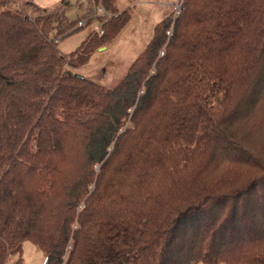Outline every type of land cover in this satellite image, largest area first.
I'll use <instances>...</instances> for the list:
<instances>
[{"label": "trees", "instance_id": "trees-1", "mask_svg": "<svg viewBox=\"0 0 264 264\" xmlns=\"http://www.w3.org/2000/svg\"><path fill=\"white\" fill-rule=\"evenodd\" d=\"M94 1L67 54L69 1L0 0V264H264V0H183L111 87L76 73L131 9Z\"/></svg>", "mask_w": 264, "mask_h": 264}, {"label": "rangeland", "instance_id": "rangeland-1", "mask_svg": "<svg viewBox=\"0 0 264 264\" xmlns=\"http://www.w3.org/2000/svg\"><path fill=\"white\" fill-rule=\"evenodd\" d=\"M41 6L53 7L61 4L63 0H34ZM66 1V0H65ZM69 5L66 7V13L68 17L74 20H83L84 23L79 30L70 33L62 38L58 37V47L63 53H72L75 51L87 34L94 29V26L98 23L87 24V15L91 13L95 3L94 0H67ZM183 0H117L119 8L121 10L128 8L131 9V19L127 25L121 30V32L110 42L109 45L102 46L97 53L94 54L90 63L78 68V71L94 80L106 85H115L126 73L128 67L132 61L143 51L146 44L153 37L155 25L166 15L174 14L178 16L175 3L182 5ZM103 7L99 9L93 15L105 14L111 16L109 12L105 10L101 11ZM100 14V15H101ZM255 117L259 125L252 128L250 124L251 120L244 122V128L246 130L251 129L252 136L254 137L255 147H261L264 145V113L258 110ZM257 147V148H258ZM44 252L37 246L32 240L28 239L23 247V264H43ZM196 264H205L198 262ZM220 264H229L222 262Z\"/></svg>", "mask_w": 264, "mask_h": 264}, {"label": "built area", "instance_id": "built-area-1", "mask_svg": "<svg viewBox=\"0 0 264 264\" xmlns=\"http://www.w3.org/2000/svg\"><path fill=\"white\" fill-rule=\"evenodd\" d=\"M101 7H103V6H101ZM175 7H176V9H177V13H179V11H180V7H181V5L179 4V3H175ZM101 11L104 13L105 12V10L102 8L101 9ZM101 14V13H100ZM101 15H105V14H101ZM85 23V22H84ZM84 23H81V24H84ZM94 29L95 30H97V31H99L100 33H103L104 31H103V25H102V23H100V22H98V24H96L95 26H94Z\"/></svg>", "mask_w": 264, "mask_h": 264}, {"label": "water", "instance_id": "water-1", "mask_svg": "<svg viewBox=\"0 0 264 264\" xmlns=\"http://www.w3.org/2000/svg\"><path fill=\"white\" fill-rule=\"evenodd\" d=\"M101 48H102V47H101ZM101 48H100V49H101ZM76 75L81 76V77L84 76L83 74H80V73H76Z\"/></svg>", "mask_w": 264, "mask_h": 264}]
</instances>
